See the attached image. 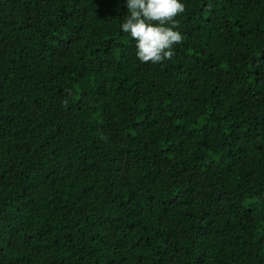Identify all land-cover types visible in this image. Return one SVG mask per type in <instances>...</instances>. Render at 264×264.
Here are the masks:
<instances>
[{
    "label": "trees",
    "instance_id": "trees-1",
    "mask_svg": "<svg viewBox=\"0 0 264 264\" xmlns=\"http://www.w3.org/2000/svg\"><path fill=\"white\" fill-rule=\"evenodd\" d=\"M183 2L0 0V264H264V0Z\"/></svg>",
    "mask_w": 264,
    "mask_h": 264
},
{
    "label": "clouds",
    "instance_id": "clouds-1",
    "mask_svg": "<svg viewBox=\"0 0 264 264\" xmlns=\"http://www.w3.org/2000/svg\"><path fill=\"white\" fill-rule=\"evenodd\" d=\"M124 6L120 30L134 40L136 58L152 64L171 59L184 38L175 19L185 10L183 0H124Z\"/></svg>",
    "mask_w": 264,
    "mask_h": 264
}]
</instances>
